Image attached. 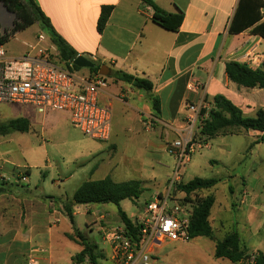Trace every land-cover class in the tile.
<instances>
[{"label":"crops","instance_id":"obj_1","mask_svg":"<svg viewBox=\"0 0 264 264\" xmlns=\"http://www.w3.org/2000/svg\"><path fill=\"white\" fill-rule=\"evenodd\" d=\"M152 1L167 13L183 11V21L177 32L164 30L155 24L151 9L140 0H35L54 31L78 56L91 59L99 68L106 66L110 74L122 71L151 81L152 95L159 100L160 113L158 116L153 114L148 98L146 109L163 125L181 122L187 103H205L210 107L216 95L230 100L247 117H254L259 108L264 110L263 89L239 87L229 81L225 73L227 61L246 64L251 69H264V39L251 32L255 25L237 34L228 31L239 0ZM104 6H112L113 9L103 32L98 33L97 21ZM260 12L264 14V7ZM8 29L10 27L0 26V32ZM39 32L43 31L40 29ZM46 38V42L52 44L48 34ZM192 82H198L200 89L189 91L188 85ZM106 100L107 94L103 93L101 103L111 106L106 104ZM60 115L41 117L39 121L45 127L56 122ZM28 119L31 122L38 120ZM4 167V163H0V173L9 174L12 168L28 170L12 164L7 170ZM251 168L255 180H264V168L260 163L252 164ZM9 184L0 183V218L5 221L8 209L2 203L7 201L6 195H12V205L24 208L26 224L12 229L5 223L1 224L0 248L10 245L26 250L21 256L9 254L5 258L0 254V264H29L31 258L38 264H78L74 259L82 247L65 237V234H72V228L58 229L63 216L59 211L63 202L43 204L34 197L19 198V193L14 192ZM244 194L249 195L247 191ZM214 198L209 216L214 237L222 240L231 231H236L241 245L249 254L263 253L264 203L259 208L237 207L231 213ZM242 201L247 203L246 199ZM77 206L73 207V216ZM17 208L12 209L13 215L19 212ZM128 218L134 224L135 219ZM118 225H122L120 219ZM103 243L106 248L102 249L94 243L97 246L95 252L101 254L97 264L99 260L102 264H113L110 247ZM154 257L155 264H248L247 259L233 263L225 258H216L215 242L205 237H195L185 243L166 242L154 249Z\"/></svg>","mask_w":264,"mask_h":264},{"label":"rangeland","instance_id":"obj_2","mask_svg":"<svg viewBox=\"0 0 264 264\" xmlns=\"http://www.w3.org/2000/svg\"><path fill=\"white\" fill-rule=\"evenodd\" d=\"M13 20V14L0 3V26L9 28ZM39 30L38 25H33L5 43L8 56L24 55L30 46L36 44L38 34L47 40V33ZM73 71L81 76L93 74L87 68H74ZM106 78L109 82L108 89L105 90L106 104H111L109 109L112 116V132L107 142L95 141L85 136L70 123L64 113H60L62 115L56 122L43 127L39 121L41 117H38L34 107L0 103V124L16 117L38 118L36 122L28 119L31 126L27 132L14 131L0 136V163H4L5 170L12 164L19 168L26 167L29 171L26 180L18 170L11 169L9 174L1 172L0 183H10L11 189L19 193V198L34 197L41 203L48 204L49 201L70 200L76 188L87 180L106 177H110L115 183L138 180L141 182L142 193L137 199L120 202V208L132 219L141 215L142 207L153 195V191H162L166 185V178L173 164V158L167 151L170 142L177 137L174 128L180 122L170 126L159 123L146 109L148 97L141 91L116 81L110 71ZM53 114L56 113H49L46 117ZM259 135L257 132L244 130L235 134L218 135L206 140L208 148L194 151L185 166L182 183L194 178H215L218 183L210 192L202 190L190 195L188 203L192 209L196 200L211 194L231 213L237 207L259 208L264 203V180H255L251 168L254 163H260L264 168V136ZM201 137L204 138L199 132L198 139ZM244 191L249 195L246 196ZM5 199L7 201L2 206L8 211L4 222L0 218V225L5 223L9 229L24 226L26 221L22 205L14 207L11 203L12 195H6ZM243 199H246V204ZM13 208H17L19 212L13 215ZM59 211L63 216L58 229H68L71 223L63 208ZM102 223L108 227L119 224L115 205L77 206L74 214L75 228L87 241L95 243L101 249L106 248L101 237V228L104 227ZM25 250L21 246L5 245L0 248V254L5 258L9 254L21 256ZM25 259L28 260V256ZM98 264H102V261L99 260Z\"/></svg>","mask_w":264,"mask_h":264},{"label":"built area","instance_id":"obj_3","mask_svg":"<svg viewBox=\"0 0 264 264\" xmlns=\"http://www.w3.org/2000/svg\"><path fill=\"white\" fill-rule=\"evenodd\" d=\"M28 49L20 57H11L0 41V103L30 105L43 118L49 113H64L85 136L107 142L112 132V116L110 106L100 101L109 86L106 76L98 72L78 75L73 71V62L68 66L59 62L56 48L41 34ZM200 87L198 82L188 85L191 92ZM185 108L181 122L174 128L177 137L169 144L174 163L166 185L144 203L141 215L135 218L139 240L135 241L123 225L101 228V237L110 247L113 264H155V248L166 242L185 243L191 239L193 209L184 202L186 195L179 190V185L191 155L207 147V138L199 140L198 134L202 121L207 119L202 109L209 107L205 103H187ZM254 260L252 254L247 262L253 264ZM29 264L38 262L31 258Z\"/></svg>","mask_w":264,"mask_h":264},{"label":"trees","instance_id":"obj_4","mask_svg":"<svg viewBox=\"0 0 264 264\" xmlns=\"http://www.w3.org/2000/svg\"><path fill=\"white\" fill-rule=\"evenodd\" d=\"M151 9L152 21L162 29L177 32L183 21V11L167 13L159 8L152 0H140ZM0 3L7 11L13 14L14 21L8 30L0 32V41L5 44L17 33L25 29L38 25L46 32L51 43L57 50L59 62L68 66L78 56L77 53L54 31L49 19L44 15L35 0H0ZM264 7L262 0H239L235 14L229 25V33L237 34L246 29L252 28L251 32L264 39V14L260 10ZM113 7L104 6L97 21V31L102 33L111 15ZM75 69H79L74 66ZM99 66L95 65L90 69L97 73ZM225 73L229 81L239 87L259 88L264 90V69H251L246 64L236 61L225 63ZM116 81L130 85L133 89L145 93L148 97L151 110L155 116L160 113L159 100L152 95L153 84L146 78L137 77L122 71H113L111 74ZM212 105L207 109H202V115L207 114V119L202 121L200 134L207 139L224 134H235L240 130L257 131L264 136V110H256L254 117L243 115L241 109L235 106L230 100L222 95H216ZM30 121L26 118H12L0 124V136L8 135L14 131L27 132L30 129ZM25 177H28V170H20ZM218 180L194 178L179 185V190L184 192L185 202H190L189 197L196 191L210 190L215 187ZM142 193L141 182L138 180L115 183L110 177L101 180H87L81 183L74 191L70 200L62 203L65 215L68 217L72 234H65L70 241L78 243L82 250L75 256V262L80 264H97L101 258L100 253H96L97 246L91 244L78 232L74 226L73 207L88 204H113L117 207L118 217L122 225L132 234L135 241L139 240L138 227L135 226L127 215L121 210L120 202L124 200L137 199ZM215 202L213 195L196 200L190 217V238L205 237L215 242V257L225 258L233 263L243 259H248L252 254L241 245L236 231H231L222 240L214 237L212 227L209 222L210 211ZM253 264H264V252L254 253Z\"/></svg>","mask_w":264,"mask_h":264},{"label":"water","instance_id":"obj_5","mask_svg":"<svg viewBox=\"0 0 264 264\" xmlns=\"http://www.w3.org/2000/svg\"><path fill=\"white\" fill-rule=\"evenodd\" d=\"M73 65L76 66L77 68H87V69H92L94 68V63L88 60L86 57L80 55L73 60ZM98 73L102 76H108V69L106 66H101L98 70Z\"/></svg>","mask_w":264,"mask_h":264}]
</instances>
